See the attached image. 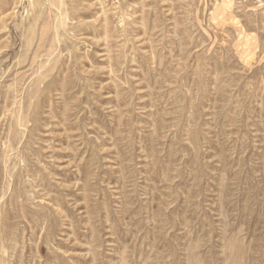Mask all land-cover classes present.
<instances>
[{
	"label": "rangeland",
	"instance_id": "obj_1",
	"mask_svg": "<svg viewBox=\"0 0 264 264\" xmlns=\"http://www.w3.org/2000/svg\"><path fill=\"white\" fill-rule=\"evenodd\" d=\"M0 264H264V0H0Z\"/></svg>",
	"mask_w": 264,
	"mask_h": 264
}]
</instances>
